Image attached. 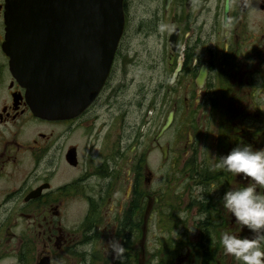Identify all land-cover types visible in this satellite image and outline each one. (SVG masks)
<instances>
[{"label": "flooded vegetation", "instance_id": "obj_1", "mask_svg": "<svg viewBox=\"0 0 264 264\" xmlns=\"http://www.w3.org/2000/svg\"><path fill=\"white\" fill-rule=\"evenodd\" d=\"M7 7L0 264H119L105 248L113 238L126 264H240L221 236L248 232L220 201L242 181L216 164L237 145L264 149V3L124 0L103 90L58 119L35 115L15 75Z\"/></svg>", "mask_w": 264, "mask_h": 264}, {"label": "water", "instance_id": "obj_2", "mask_svg": "<svg viewBox=\"0 0 264 264\" xmlns=\"http://www.w3.org/2000/svg\"><path fill=\"white\" fill-rule=\"evenodd\" d=\"M123 3L8 0L7 52L36 116H79L97 99L124 34Z\"/></svg>", "mask_w": 264, "mask_h": 264}, {"label": "clouds", "instance_id": "obj_3", "mask_svg": "<svg viewBox=\"0 0 264 264\" xmlns=\"http://www.w3.org/2000/svg\"><path fill=\"white\" fill-rule=\"evenodd\" d=\"M216 168L240 177L242 186H229L220 204L248 232L247 236L224 232L220 241L224 251L240 264H264V191L258 190L264 189V149L237 145L227 155L218 156ZM105 248L119 264H126V248L120 239L109 240Z\"/></svg>", "mask_w": 264, "mask_h": 264}, {"label": "rangeland", "instance_id": "obj_4", "mask_svg": "<svg viewBox=\"0 0 264 264\" xmlns=\"http://www.w3.org/2000/svg\"><path fill=\"white\" fill-rule=\"evenodd\" d=\"M149 228H151V229H153V228H154V229H155L156 227H154V226L152 225V226H151V227H149ZM149 234H150V233H149Z\"/></svg>", "mask_w": 264, "mask_h": 264}]
</instances>
